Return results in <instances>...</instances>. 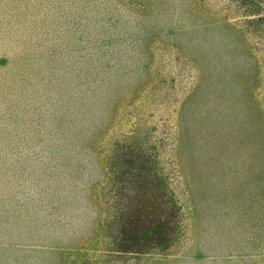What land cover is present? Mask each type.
I'll list each match as a JSON object with an SVG mask.
<instances>
[{
  "label": "rangeland",
  "instance_id": "374dc122",
  "mask_svg": "<svg viewBox=\"0 0 264 264\" xmlns=\"http://www.w3.org/2000/svg\"><path fill=\"white\" fill-rule=\"evenodd\" d=\"M0 264H264V0H0Z\"/></svg>",
  "mask_w": 264,
  "mask_h": 264
},
{
  "label": "trees",
  "instance_id": "16d2710c",
  "mask_svg": "<svg viewBox=\"0 0 264 264\" xmlns=\"http://www.w3.org/2000/svg\"><path fill=\"white\" fill-rule=\"evenodd\" d=\"M145 232H147V231H145ZM140 253V252H139Z\"/></svg>",
  "mask_w": 264,
  "mask_h": 264
}]
</instances>
